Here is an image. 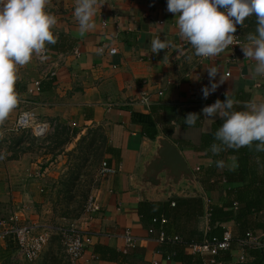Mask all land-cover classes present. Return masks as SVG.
Masks as SVG:
<instances>
[{"label":"crops","instance_id":"obj_1","mask_svg":"<svg viewBox=\"0 0 264 264\" xmlns=\"http://www.w3.org/2000/svg\"><path fill=\"white\" fill-rule=\"evenodd\" d=\"M166 2L98 0L93 27L82 32L73 15L76 0H46V11L57 21L51 29L56 43L46 45L45 61L33 57L18 67L15 90L19 102L0 121V218L35 200L43 203L42 181L49 171V158L57 150L48 149L47 154L40 144L49 147L58 141L62 148L67 141L65 148H71L89 131H103L111 150L105 154L106 161L119 169L100 177L93 190L101 209L75 222L91 234L82 264H177L164 259L159 251L163 245L160 233H151L143 226L139 214L143 202L130 182L144 144L151 140L143 134L142 123L133 120V116L137 119L135 116L142 115L152 118L156 135L160 132L176 144L198 179L202 198L180 197L202 200L203 214L195 225L197 230L206 235L211 229L209 206L232 204L235 211L249 206L240 222L231 219L220 224L233 237L229 252L233 262H243L252 259L248 250L264 248V151H256L253 142L251 147L225 148L214 155L210 146L219 143L214 132L222 123L220 118L199 115L194 125L184 122L188 113L199 114L215 100H224L226 92L236 110L253 99L264 101V77L253 75L255 62L244 57L241 45L236 50L226 48L207 60L195 56L192 48L181 47L185 40L179 36L176 18L166 10ZM254 28V17L238 25L242 44ZM156 37L166 38L171 47L152 53L150 41ZM111 48L116 49L114 54L109 52ZM212 66L218 69L216 79L222 74L225 81L205 99L201 88L209 84L206 69ZM37 81L41 82L39 91L35 88ZM143 93L149 94V105L139 102ZM27 109L47 126V137L39 138L31 131H10L18 115ZM217 160H223L224 167H217ZM176 214L187 216L189 206L179 207ZM24 217L26 223L41 222L31 212ZM186 220L194 222L189 217ZM125 229L139 239L126 261H105L95 256L96 244L122 252ZM14 248L17 245L12 240L3 241L0 257L16 252ZM187 252L198 253L192 247ZM200 254L205 256V264H212L213 255Z\"/></svg>","mask_w":264,"mask_h":264},{"label":"clouds","instance_id":"obj_2","mask_svg":"<svg viewBox=\"0 0 264 264\" xmlns=\"http://www.w3.org/2000/svg\"><path fill=\"white\" fill-rule=\"evenodd\" d=\"M45 5L46 0H0V121L19 102L15 90L18 67L29 63L34 55L42 61L47 59L46 45L56 43L51 29L57 21ZM97 5L98 0H76L73 15L82 32L93 27ZM166 10L174 14L178 34L191 45L195 56L205 58L217 56L232 45L237 25H244L247 18L254 17V31L246 34L241 51L245 58L255 62L253 75L264 77V0H167ZM150 47L152 53L158 54L171 47V43L156 37L151 39ZM206 70L209 84L201 88L205 99L225 81L222 74L216 79V67ZM225 97L203 107L199 114L188 113L185 124L194 125L199 115L220 118L222 123L214 132L219 143L210 146L214 155L225 148L251 147L253 142L256 151H264V101L253 99L236 110L228 92ZM216 164L224 167L223 160H217Z\"/></svg>","mask_w":264,"mask_h":264},{"label":"trees","instance_id":"obj_3","mask_svg":"<svg viewBox=\"0 0 264 264\" xmlns=\"http://www.w3.org/2000/svg\"><path fill=\"white\" fill-rule=\"evenodd\" d=\"M135 117H137V119L133 116V120L140 122L143 125V134L151 139H154L157 130L152 118L143 115ZM93 131L100 132L98 128L92 130L91 132ZM98 135V133H93L90 142L85 148L87 153L93 152V159L97 163L103 156H105L107 152L111 151L110 148L107 147V140L105 135L103 133L99 137ZM86 138L87 136L80 139L79 147ZM99 139L100 144L97 145ZM175 143H177L179 147H182V143L180 141L176 140ZM214 174L215 169H212L211 175ZM72 181L73 180L71 179L68 180V184H71ZM88 194L89 190L86 194H83V200L88 197ZM172 202L175 203V206H172ZM185 206H189V214L187 216H177V209L179 207ZM248 210L249 206L245 208L238 207L237 211H235L232 204H228L223 207L209 206L208 214L211 229L207 232L206 235H204L195 227V225H197L199 217H201L203 214V204L200 198H176L174 200L165 202H143L139 205V214L141 216L143 226L147 228V230L151 233H155L156 231H158L160 234L162 232H164L165 234V238L162 241L163 245L159 250L160 252H162L164 259L174 260L175 262H177V264H205V256H201L202 254L200 253L190 254L187 252V249L196 244L201 245L207 239L212 240L213 238H217L221 240L225 229L220 224L231 219H235L237 222H240L241 218L243 217V215L247 214ZM188 217L190 220L193 219L194 222L191 223L187 221L186 218ZM163 219L166 220V222H162ZM172 228L175 229V232L172 231ZM172 233H175L176 235L171 236ZM175 236H178L180 239L178 241H175ZM16 249L17 248H14L13 252L16 251ZM247 252L252 259L243 262H233L229 250H219L216 254L213 255V258L216 262H221L222 264H264V248L250 249ZM94 254L101 260L112 262H124L130 255V253H123L102 244L95 245ZM36 261H38V259ZM39 264L57 263L56 259L49 262V258L45 257L40 261ZM68 264H70L69 260Z\"/></svg>","mask_w":264,"mask_h":264},{"label":"rangeland","instance_id":"obj_4","mask_svg":"<svg viewBox=\"0 0 264 264\" xmlns=\"http://www.w3.org/2000/svg\"><path fill=\"white\" fill-rule=\"evenodd\" d=\"M102 132L93 131L91 134L89 133L80 147V140L71 148H65V142L67 141L64 142L62 148L57 145L58 141H54L51 144L52 146L49 147L47 144H40L39 148L43 151L47 149V154L50 153L48 149L57 150V153L52 152L53 157L49 158V171L46 170L44 181H42L43 192L41 194L44 196L43 203L35 200L34 203H30L26 212H31L33 215L38 216L37 220L41 222H34L35 224H41L42 227L49 226L52 231L51 239L45 247L40 260L38 259L36 262L26 261L16 250L12 254H3L0 257V264H36L37 262L39 264L45 257L49 258V262L56 259L57 264H68V256L60 229L68 226L70 222H78L84 217L87 199L99 183L101 177L100 169L106 157L103 156L97 163L93 159V152L87 153L85 148L90 142L93 133H98L99 137ZM99 144L100 139L97 142V145ZM54 146L55 148H53ZM54 154L56 155L54 156ZM70 179L73 181L68 184ZM88 190V197L83 200V194H86Z\"/></svg>","mask_w":264,"mask_h":264},{"label":"built area","instance_id":"obj_5","mask_svg":"<svg viewBox=\"0 0 264 264\" xmlns=\"http://www.w3.org/2000/svg\"><path fill=\"white\" fill-rule=\"evenodd\" d=\"M238 27V25H237ZM236 27V32L233 33V43L227 48L231 50H236L241 44L238 29ZM192 48L187 41L181 46ZM111 54L116 52L115 48L109 50ZM47 55V50L45 52ZM33 57H36L35 55ZM212 57H200L202 60L212 59ZM38 58V57H37ZM39 59V58H38ZM40 60V59H39ZM45 61V60H43ZM54 74V73H53ZM52 74V75H53ZM229 74V73H228ZM227 74V75H228ZM41 82L37 81L35 83V88L37 91L40 90ZM147 99L148 103L143 101ZM139 102L142 104L149 105L150 96L148 93H143ZM11 132H22L28 131L32 132L33 135L37 137H45L48 134V128L44 124H40L37 116L31 110H23L14 123L9 127ZM119 168L111 166L106 160L103 161L100 175L105 176L108 174H115ZM237 205V204H235ZM28 207H22L14 211L10 216L6 218H0V246L3 241L12 240L17 245L18 254L28 262H34L39 259L45 250L49 240L51 239L52 231L48 227H41L35 223L24 222V214ZM101 209L95 195L91 194L86 202L84 217H89L92 214L98 212ZM166 222V220H162ZM62 239L65 245V250L68 256L70 264H82L85 251L87 249L89 240L91 239V234L89 231L80 228L77 223L71 222L68 226L60 229ZM123 238L125 241V248L122 250L123 253H128L130 249L134 248L139 239L133 234L130 229H125L123 233ZM165 238L164 232L160 234V241ZM180 238L178 236L174 237L175 241ZM232 242V234L230 231H225L221 240L213 238L212 240H205L201 245H193V251L198 253H208L214 255L219 250H229ZM212 264H222L221 262H216L213 258L211 260ZM152 264H158V262H153Z\"/></svg>","mask_w":264,"mask_h":264},{"label":"water","instance_id":"obj_6","mask_svg":"<svg viewBox=\"0 0 264 264\" xmlns=\"http://www.w3.org/2000/svg\"><path fill=\"white\" fill-rule=\"evenodd\" d=\"M131 186L141 202L180 197H201L202 189L181 150L160 132L146 141Z\"/></svg>","mask_w":264,"mask_h":264}]
</instances>
